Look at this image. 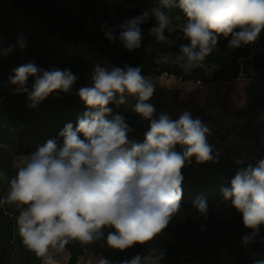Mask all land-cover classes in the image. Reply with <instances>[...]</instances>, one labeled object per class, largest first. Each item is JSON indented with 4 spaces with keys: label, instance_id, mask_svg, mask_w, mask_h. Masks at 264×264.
Segmentation results:
<instances>
[{
    "label": "clouds",
    "instance_id": "9594fccd",
    "mask_svg": "<svg viewBox=\"0 0 264 264\" xmlns=\"http://www.w3.org/2000/svg\"><path fill=\"white\" fill-rule=\"evenodd\" d=\"M172 8L185 19L181 30L188 43L180 46L185 68L198 67L221 36H231L229 47L237 48L255 42L264 29V0H159L158 7L124 21L118 37L110 29L105 37L109 42L118 39L128 51L138 49L140 25L152 16L157 24L150 31L163 41L166 29H176L165 11ZM18 44L26 47L23 36ZM12 50L0 49V54ZM9 80L17 93L28 94L35 107L54 92H69L77 77L70 70H44L28 62L13 69ZM154 91L140 67L109 70L97 65L92 83L78 90L87 110L75 128L65 125L59 133L60 146L54 139L38 146L10 181L8 200L27 206L18 218L23 243L38 257H47L45 264H54L50 246L63 249L68 238L92 241L103 235L105 227L114 229L107 243L115 249L153 239L180 209L185 163L193 157L197 163L213 159L207 141L210 130L199 118L188 112L176 120L167 114L153 118L156 110L148 101ZM130 98L135 100L132 110L149 121L143 143L129 141L131 129L121 115L107 118L110 104L125 105ZM177 145L182 152L175 150ZM222 194L242 214L244 227L252 230L242 238L244 244L250 243L264 225V160L238 170ZM194 206L207 215L205 200L198 198ZM125 264H142V258L137 255ZM253 264H264V259Z\"/></svg>",
    "mask_w": 264,
    "mask_h": 264
},
{
    "label": "trees",
    "instance_id": "16d2710c",
    "mask_svg": "<svg viewBox=\"0 0 264 264\" xmlns=\"http://www.w3.org/2000/svg\"><path fill=\"white\" fill-rule=\"evenodd\" d=\"M144 1L72 0L67 6L55 5L54 0H0V49L10 46L13 49L7 55L0 54V264H7L15 253L19 264H41L44 258L30 250L20 235L18 218L27 206L8 200L10 181L18 173L13 160L25 153L20 142L30 138L43 146L49 139H54L60 146L63 144L60 131L67 123H72L75 128L78 117L87 110L78 97L64 92H54L31 107L28 94L17 93V86L10 83L13 69L28 62H34L44 70H70L74 75L89 71L84 57L70 56L53 48L44 42L45 37L89 44L96 52L108 57L111 69L126 65L140 67L142 74L150 79L173 75L181 82L211 83L234 80L246 68L264 72V29L255 42L237 48L229 47L231 36L227 39L221 36L212 53L198 67L189 70L161 60L171 55L182 57L180 46L188 43L179 27L185 19L178 8L165 10L176 29L171 32L166 29L163 41L150 31L157 24L155 18L150 17L140 25L142 39L138 49L128 51L118 39L109 42L105 32L110 29L118 37L119 26L124 21L144 12L138 6ZM149 1L154 8L159 6V0ZM21 36L26 41L23 48L18 44ZM255 48L262 50L260 57L252 56ZM32 80L30 77L27 82L29 91ZM261 80L264 83V76ZM109 107L112 111L107 118L121 115L131 129L129 141L143 143L149 127H142L137 121L138 116L125 112L121 106L110 104ZM175 150L183 151L179 145ZM212 156L211 161L204 163H197L193 157L181 170L183 195L179 211H192L183 222L170 221L153 239L143 244L135 243L124 250L108 245L107 235L114 231L110 227L101 229L103 235L89 242L68 238L63 247L69 252L67 264H76L78 258L86 254L99 255L112 264H125L137 255L141 256L142 264L144 258H157L160 264H212V257L222 248L236 254L235 264H253V260L264 259V225L259 227L250 243L239 242L252 230L244 227L242 214L222 194V189L230 187L238 170L255 166L259 161L246 164L228 156L214 153ZM198 198L207 202L206 216L194 206ZM219 203L225 204L226 209L216 211Z\"/></svg>",
    "mask_w": 264,
    "mask_h": 264
},
{
    "label": "rangeland",
    "instance_id": "374dc122",
    "mask_svg": "<svg viewBox=\"0 0 264 264\" xmlns=\"http://www.w3.org/2000/svg\"><path fill=\"white\" fill-rule=\"evenodd\" d=\"M71 2L72 0H54L55 5L68 6ZM138 6L143 8L144 12L154 8L149 0H145ZM184 22L185 20L179 24L181 29ZM44 42L55 49L65 51L70 56L81 55L87 60L89 71L87 73L75 74L77 80L71 90L67 92L79 99L80 97L77 95L78 90L92 83V74L97 65L109 70L111 69L108 57L103 53L96 52L89 44L83 42L75 43L72 40L61 41L55 36L45 37ZM261 54L262 50L259 48L252 50V56L260 57ZM161 60L177 63L184 70H189V68L184 67V59L182 57L171 55L165 56ZM162 76L165 77L166 75ZM263 76L264 72L246 68L239 76L241 79L236 82H234L235 80H230L231 82H201V86H204V90L206 91L205 98L204 100H200L198 97H194L190 101L191 103L189 102L190 104H188L190 107L189 113L193 114V118H199L209 128L210 132L207 136V141L213 149L212 153L223 157L228 156L233 160H239L246 164L264 160V83L261 80ZM194 84L196 83L187 81L183 85L178 84L177 87L180 88L179 90L187 91L190 87H194ZM213 95H216V97ZM153 96H155V93ZM160 100L159 95L154 97V101L158 102ZM134 103L135 100L130 98L129 102L124 106H131L132 108ZM161 114V112L155 111L153 118H158ZM170 114H174L172 109ZM41 144L39 141L30 138L22 140L20 145L25 153L14 158L13 164L15 168L19 170L20 167H23L31 154ZM225 209L226 205L223 203H219L215 207L216 211H223ZM191 214L192 211L190 210H180L171 221L183 222ZM239 242H242V239ZM236 261V254L224 248L220 249L212 257V264H235ZM7 264H19V258L16 253L11 256ZM143 264L160 263L157 258H144Z\"/></svg>",
    "mask_w": 264,
    "mask_h": 264
},
{
    "label": "crops",
    "instance_id": "0c3cea01",
    "mask_svg": "<svg viewBox=\"0 0 264 264\" xmlns=\"http://www.w3.org/2000/svg\"><path fill=\"white\" fill-rule=\"evenodd\" d=\"M241 78L234 79L236 82ZM153 84L155 85V96H160V101L156 102L154 101L153 96L149 103L154 105L155 110L158 112H161L162 114H167L170 117V111L174 112V114L171 115V119L176 120L179 118V116L184 112H190V107L188 104H190L191 100L194 99V97H198L200 100H204L206 91L204 90V86H201V83L194 84V87H190L189 90H179L178 84L183 85L187 82H181L177 78L172 76H160L155 79H151ZM179 81V82H178ZM230 81V80H228ZM227 81V82H228ZM231 82V81H230ZM193 83V82H192ZM225 83V82H224ZM202 87V88H201ZM195 88V89H194ZM200 88V89H199ZM216 97V95H213ZM213 99V98H212ZM190 102V103H189ZM115 106H121L122 109L125 112H128L132 115H137V121L138 123L144 127H149V121L144 120L142 117H140L137 113H135L131 106L125 107L124 105H115ZM191 114V113H190ZM192 117L193 114H191ZM48 255L51 257L54 264H67L68 258H69V252H67L64 249H55L51 246L49 247V253ZM47 257H44L41 264H45V260ZM147 259V258H146ZM102 260V257L99 255H82L78 258L76 264H100V261ZM107 264H112L111 262H107Z\"/></svg>",
    "mask_w": 264,
    "mask_h": 264
}]
</instances>
